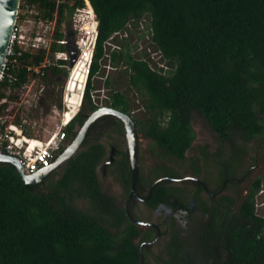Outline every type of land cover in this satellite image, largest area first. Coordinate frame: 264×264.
<instances>
[{"label": "trees", "instance_id": "1", "mask_svg": "<svg viewBox=\"0 0 264 264\" xmlns=\"http://www.w3.org/2000/svg\"><path fill=\"white\" fill-rule=\"evenodd\" d=\"M88 1L97 19L98 39L82 106L65 128L68 144L98 109L92 100L93 79L107 59L111 65L124 64L130 88L143 99L144 114L133 117L130 99L119 91H111L103 106L129 115L137 132L151 140L164 159L184 160L194 140V113L218 137V155L227 143L234 145V138L249 142L264 135V0ZM83 6V0H20L16 26L30 15L36 27L39 21H54L55 29L48 49L16 46L21 53L19 67H8L0 82V99L6 100L0 105V117L8 106L19 103L18 92L31 78L25 66L65 52L64 46L56 44L66 36L61 27L71 28L72 14ZM145 16L150 20L154 51L171 69L167 74L151 68L148 60L134 57L115 39ZM30 37L31 44L35 31ZM111 41L117 48L109 52ZM56 62L58 66L43 70L47 84L57 83L60 74L67 75L62 67L67 62ZM105 85L109 87L110 81ZM50 95L42 97L46 108ZM56 100L59 105L60 98ZM112 134L124 136L120 121L110 115L99 118L60 177L51 172L43 187L25 184L13 166L0 163V264H141L133 242L137 231L127 224L114 198L101 191L96 172L107 153L101 141ZM108 145L116 149V163L128 171L127 152ZM217 162L223 160L218 156ZM156 169L170 168L162 164ZM77 200L87 201L90 208L77 207ZM242 218L256 222V230L237 224L220 231L211 220L201 240L205 264H264V221L254 214L253 198L242 206Z\"/></svg>", "mask_w": 264, "mask_h": 264}, {"label": "flooded vegetation", "instance_id": "2", "mask_svg": "<svg viewBox=\"0 0 264 264\" xmlns=\"http://www.w3.org/2000/svg\"><path fill=\"white\" fill-rule=\"evenodd\" d=\"M65 78V74H60L56 82ZM201 120L211 144L197 141L199 136L191 122L194 140L182 160L188 161L186 170H157L154 165L144 173L138 146L139 174L135 193L130 198L129 161L128 171L121 169L113 146H109L108 156L96 169L101 191L114 198L127 224H132L137 231L133 242L142 253L143 264H205L207 257L201 240L213 218L220 231L237 224H247L246 228L256 230V222L242 218V206L250 198H253L254 214L264 221V209H257L258 200L261 208L264 203V135L249 142L234 138V145L227 143L218 155L219 139L202 117ZM140 140L141 137L139 144ZM255 141L260 145L250 148L249 144ZM111 148L115 149L114 160L105 165ZM203 149L208 154L207 159ZM218 156L223 162H217ZM66 162L55 172L65 167ZM48 178L38 184L43 187ZM107 185L113 186V193ZM261 236L264 238V223Z\"/></svg>", "mask_w": 264, "mask_h": 264}, {"label": "built area", "instance_id": "3", "mask_svg": "<svg viewBox=\"0 0 264 264\" xmlns=\"http://www.w3.org/2000/svg\"><path fill=\"white\" fill-rule=\"evenodd\" d=\"M84 6L77 8L70 18L71 28L74 33L76 43V60L72 67L69 66V57L66 52L55 53L56 61L62 60L67 65L62 66L67 69V75L61 90L59 105L51 109L55 119L53 128L46 134H26L25 130L33 129L36 123L31 125L25 119L15 121V115L9 114L8 108L4 116L0 117V155H7L18 159L26 174H33L41 169L48 168L58 156L60 149H65L69 144L66 141L65 128L78 114L86 88L90 67L92 64L96 43L98 39V23L94 11L88 0H83ZM17 21V20H16ZM28 18H24L21 24L14 26L10 43L6 51L5 60L0 71V82L4 79V72L8 67L12 69L19 67L18 57L21 55L16 51V46L22 48L27 42L26 48L31 47L36 50L40 47L49 48L52 42L55 22L45 24L38 22V29H43V37L39 30L35 31V37L29 44L25 30V25L30 24ZM35 23V22H34ZM33 23V24H34ZM25 24V25H24ZM41 45L37 42L41 41ZM57 45L66 46V37L56 42ZM47 66H58L57 62L44 61L39 65L25 66L26 71L31 74L29 81L18 92L19 103L24 99L23 92L28 88V84L33 78L41 79L44 69ZM93 103L98 108L103 104H98L92 95ZM34 105L44 107L42 95H36L33 99ZM6 103L5 99H0V105ZM46 109V107H44Z\"/></svg>", "mask_w": 264, "mask_h": 264}, {"label": "rangeland", "instance_id": "4", "mask_svg": "<svg viewBox=\"0 0 264 264\" xmlns=\"http://www.w3.org/2000/svg\"><path fill=\"white\" fill-rule=\"evenodd\" d=\"M28 20H30V24H24L25 25V32L27 35V39L30 41L31 33L34 31L39 30L40 35L43 37V29H38L36 27V24L34 23L33 19L29 16H27ZM34 23V24H33ZM150 20L147 16L143 17L142 20H140L136 25L132 26L130 25L128 27V30L120 35L115 36V39L118 41H121L123 44V48L130 51V53L136 57V58H143L149 61L150 67L157 69L161 71L164 74H167L170 72V67L167 65V63L160 57V55L154 51V48L150 42ZM71 27V26H70ZM55 29V26H54ZM67 30L68 28L63 25L61 27L62 32ZM44 38V37H43ZM39 45H41L42 40L37 42ZM30 44V43H29ZM27 42L23 45V48H26ZM115 48H117L116 43L111 41L107 46V51H112ZM51 63L56 62L55 54L53 55V58L49 59ZM103 69L101 70L100 74L96 76L93 79V85L95 87V91L92 92L95 101L98 104H104V100L108 96V94L111 91H119L124 93L131 101L132 105V112L131 114L133 117L136 118H142L144 114L143 109V99L139 97L129 86L128 80L126 75L124 74L125 66L124 64H120L118 66L111 65L109 60L107 59L104 63ZM67 70V69H65ZM110 81V86L107 87L105 85V81ZM64 80H61L60 83H45L44 80L33 78L32 81L28 84V88L26 91L23 92L24 99L18 103L17 105H10L8 106V112L9 114H16L15 111L19 109V117L20 119H25L29 122L31 125L32 123H36L35 126H33V129H31L32 134H38L43 135L46 134L48 131H51L53 128V123L55 121L53 112H51V109H54V106L57 105V100L60 98L61 90L64 84ZM51 92V95H50ZM41 94L42 97L45 94L50 95L49 101V107L46 109L43 107H39L38 104L36 106L34 105L33 99L34 96ZM19 101V99H18ZM51 104V105H50ZM192 129L196 132L197 136H199V139L197 141L199 143H207L211 144V140L208 137V134L203 130L204 126L202 125L201 117L198 114L192 115ZM195 134V135H196ZM139 136L141 137L140 140V156H141V170L145 173L146 171H150L154 165L164 164L167 165V167L175 169L177 171H183L187 169L188 161H174L173 159L169 158H162L161 152L158 150L157 147L154 146L153 142L147 138H144L140 133ZM101 142H103L106 145L107 153L106 156H108L109 153V144H115L117 146V149L120 151H126V142L124 136L115 135L112 134L111 138L103 139ZM258 145H260V142L255 141L254 143H250V148H254ZM228 148V147H227ZM251 155L254 156V153ZM64 169V166L61 167L56 173L55 178L58 179L60 175L62 174ZM204 174H207V168L204 169ZM109 188V191L112 192V188L110 185H107ZM115 195V194H114ZM262 202V201H261ZM262 208L260 205V201L258 200L257 203V209L258 211L260 209H264V203H262ZM77 207L81 208L82 210H88L89 203L85 200H77L76 201Z\"/></svg>", "mask_w": 264, "mask_h": 264}, {"label": "water", "instance_id": "5", "mask_svg": "<svg viewBox=\"0 0 264 264\" xmlns=\"http://www.w3.org/2000/svg\"><path fill=\"white\" fill-rule=\"evenodd\" d=\"M20 0H0V71L5 60L6 51L8 49L11 34L13 32L19 8ZM66 40L68 44L65 46V52L69 57V66L72 67L76 60V43L72 29L66 30ZM113 116L123 126L124 138L126 142V152L130 168V191L129 198L135 193V187L139 174L138 162V146L140 136L132 118L111 107L103 106L92 112L81 127L78 129L75 137L70 144L55 158L48 168L41 169L33 174H26L18 159L7 155H0V163H6L13 166L20 178L27 185H35L40 182L51 172L55 171L59 166L72 158L79 150L89 128L103 116ZM115 149L111 148V155L105 165L111 164L114 160L113 155ZM140 263L143 264V256L140 252Z\"/></svg>", "mask_w": 264, "mask_h": 264}]
</instances>
